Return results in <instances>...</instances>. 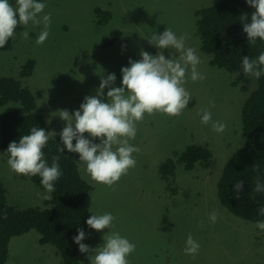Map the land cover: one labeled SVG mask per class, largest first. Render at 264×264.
Returning <instances> with one entry per match:
<instances>
[{
  "label": "rangeland",
  "instance_id": "1",
  "mask_svg": "<svg viewBox=\"0 0 264 264\" xmlns=\"http://www.w3.org/2000/svg\"><path fill=\"white\" fill-rule=\"evenodd\" d=\"M214 4L0 0V29L22 28L0 51V77L33 94L47 138H61L81 177L94 181V229L79 241V264H264V224L235 217L216 196L225 162L244 144L241 108L257 76L242 92L200 50L195 12ZM95 9L108 12L107 24ZM28 60L32 73L21 77ZM12 109L0 106V116ZM196 142L210 150L208 166L176 164L161 180L162 164ZM30 159L0 150V180L15 209H43L51 197L29 180ZM39 240L36 230L12 238L5 264H61Z\"/></svg>",
  "mask_w": 264,
  "mask_h": 264
},
{
  "label": "trees",
  "instance_id": "2",
  "mask_svg": "<svg viewBox=\"0 0 264 264\" xmlns=\"http://www.w3.org/2000/svg\"><path fill=\"white\" fill-rule=\"evenodd\" d=\"M30 1L39 5L45 2ZM94 12L102 24H107L108 12ZM195 16L200 50L211 56L212 67L232 74V85L242 92L248 91L250 75L257 76L256 88L241 108L244 144L225 162L216 196L235 217L264 224V0H215ZM16 30L22 28L15 23L0 29V51L11 48V35ZM33 68L34 62L28 60L19 75L29 77ZM8 104L14 109L0 116V150H12L18 160L31 157L26 169L29 180L38 189L50 188L52 192L43 209H15L8 204L0 180V264L7 261L10 240L31 230L40 234L42 246L58 250L61 264H79V241L94 228L89 213L94 181L81 177L79 157L59 148L61 138H47L48 127L43 116L36 113L33 94L19 80L0 77V106ZM174 154L177 162L169 159L159 169L161 180L166 182L175 175L176 164L192 171L196 166L207 167L212 158L210 150L198 142Z\"/></svg>",
  "mask_w": 264,
  "mask_h": 264
},
{
  "label": "bare ground",
  "instance_id": "3",
  "mask_svg": "<svg viewBox=\"0 0 264 264\" xmlns=\"http://www.w3.org/2000/svg\"><path fill=\"white\" fill-rule=\"evenodd\" d=\"M92 222V221H91ZM92 225V224H91ZM94 229V228H93ZM82 238V237H81Z\"/></svg>",
  "mask_w": 264,
  "mask_h": 264
}]
</instances>
